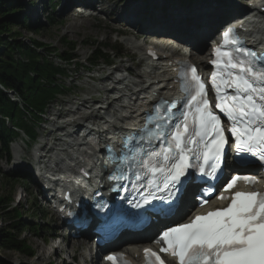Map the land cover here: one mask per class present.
<instances>
[{
  "label": "snow or ice",
  "instance_id": "snow-or-ice-1",
  "mask_svg": "<svg viewBox=\"0 0 264 264\" xmlns=\"http://www.w3.org/2000/svg\"><path fill=\"white\" fill-rule=\"evenodd\" d=\"M170 23L189 30L199 26L194 19ZM221 37L212 50L214 70L209 82L215 109L230 122V135L213 110L196 67L181 61L177 79L182 96L171 101L161 98L145 114L144 125L121 140L119 151L108 148L107 163L113 166L108 180H127L131 173L138 197L134 206L150 205L171 221L157 242L176 264H264V191H234L224 207L183 223L171 220L195 172L220 179L230 140H234L241 169L252 162L250 158L264 164V53L245 47L233 27L226 28ZM238 179L256 183L254 176L233 175L224 191L233 189ZM214 188L213 184L203 189L197 200L207 204L206 197ZM218 198L229 199L223 194ZM144 255L149 261L154 258L155 264H165L151 249H144ZM106 259L115 264L117 257Z\"/></svg>",
  "mask_w": 264,
  "mask_h": 264
},
{
  "label": "rangeland",
  "instance_id": "rangeland-1",
  "mask_svg": "<svg viewBox=\"0 0 264 264\" xmlns=\"http://www.w3.org/2000/svg\"><path fill=\"white\" fill-rule=\"evenodd\" d=\"M18 1L20 6L17 8H19L21 13L24 15L28 14L29 16H31V13L34 10L38 9L40 4L35 3L37 0H32L35 5L30 4L29 0ZM118 1L119 0H109L104 5L108 11H111L110 18L102 15L92 20L84 19L81 16L72 17L69 14V10L61 13L58 11L59 7H57L56 10L53 11V16L50 14V16H52V21H49L48 17L46 18L45 16H47V14L49 15L50 7L48 3H46V0H43L45 10L38 14L34 23V29H19L18 26L12 28L14 31L18 30L22 34L19 39L25 44H30V39H35L57 51H63L69 48L66 44V42H69L74 47L72 53L78 56V61L81 62L80 65L76 66L71 63L68 68L71 77H67V75L63 78L65 86L68 84L70 85L69 95L59 96L57 99L49 103L42 116H48L47 113L51 111L55 113L65 112L66 114L63 116H69L70 114H67V109L70 110L73 107L69 102L78 103L81 99H89V94L85 91L88 88L90 89L93 87V85L100 86V81H98L97 84H94V82L87 77L88 75H101L100 70L103 71V75L108 73L107 70L102 68V64L104 63L103 60L94 63L97 66L90 64L88 56L95 48L100 50L102 54L109 55L111 63L117 67H120L119 65L122 63L125 64V67H132L135 71H138V68L135 66L137 62V57L135 55L139 53L136 54L130 51L126 46V43L124 44L118 40L122 39V37L114 33L115 30H119L123 35L132 37L134 35L137 36L138 31V28L129 32L125 31V29L131 28L123 26V23L127 21V17L123 16L122 19L119 18L122 14L119 12V9L120 7H124L128 0H121L119 3ZM208 2L210 4L212 3L211 0ZM207 5L210 6L209 4ZM131 7L132 5H127V9L124 8V11L122 12H128ZM116 17L121 20L119 21V24ZM143 37L144 36H141L139 39ZM166 41L168 40L148 38V41H145V43H150L158 48L168 49L164 46L165 44L162 43ZM113 45H117L119 48L118 50L123 53L120 54L121 56L118 58L114 57V54L117 52ZM42 49L43 51H47V49H44L43 47ZM39 52L40 54L43 53L42 50H39ZM15 57L18 58L19 56L15 54ZM85 66L89 67V69H94V71L98 69L99 72L91 71L87 73L85 72V69H87ZM76 96L78 97L76 98ZM60 102L63 103L65 109L59 111L56 110V108H59ZM39 122L41 124L43 123V120L41 119ZM47 126V124H44V127ZM35 130L36 134L39 136L44 132L43 128L37 126L35 127ZM44 134L47 133L44 132ZM15 141L16 143H12L10 146L11 157L9 161H5L4 159L0 161V193L3 196L4 202H6V204L2 206V208H5V211H0V228L6 229L12 224L11 214H5V212L18 210L21 214L20 220L31 223L33 226H37L38 230L36 233H32L25 227V230L17 237V241L22 242L25 246L28 245L30 251L27 252V249H24L22 252L17 253L12 250L0 248V260L3 259L9 264H81V261H78V258H76V260H71L72 244L74 243H66L61 237H58L59 239L57 238L56 240L51 239L53 233H59L60 226H58L56 217L51 213L47 205L43 203L38 195L34 194L31 185H29L28 182H23L21 179L6 184L4 176H2L3 173L25 165V161L29 158L30 154V149H27L28 144L25 141L20 142L19 137L18 140ZM26 166L28 165L26 164Z\"/></svg>",
  "mask_w": 264,
  "mask_h": 264
},
{
  "label": "trees",
  "instance_id": "trees-1",
  "mask_svg": "<svg viewBox=\"0 0 264 264\" xmlns=\"http://www.w3.org/2000/svg\"><path fill=\"white\" fill-rule=\"evenodd\" d=\"M18 6V0H0V160L9 158V142L16 136L13 127L26 129L29 137L33 138V128L29 123L39 119L38 113L50 99L65 91L64 86L56 84L55 79L56 74H63L64 70L40 55L37 49L43 47L48 52L54 51L59 58L68 61L73 56L69 51L73 46L69 42H66L69 50L57 51L35 39H30V44L21 41L19 38L22 34L12 28L18 26L19 29L32 30L35 25L28 21V16L22 14ZM15 54L19 57H15ZM100 56L102 54L98 49L92 51V57L99 59ZM6 91L14 92L23 104V109L7 96ZM21 175L19 172H9L3 173L2 176L6 184H9L21 179ZM22 181H25V178H22ZM5 204L0 193V208ZM1 210L5 211V208ZM5 214H11L12 224L6 229L0 228V248L17 253L24 249L30 251V247L17 241V237L25 227L36 233L37 226L20 220L21 214L18 210L6 211ZM0 264L9 263L1 259Z\"/></svg>",
  "mask_w": 264,
  "mask_h": 264
},
{
  "label": "bare ground",
  "instance_id": "bare-ground-1",
  "mask_svg": "<svg viewBox=\"0 0 264 264\" xmlns=\"http://www.w3.org/2000/svg\"><path fill=\"white\" fill-rule=\"evenodd\" d=\"M121 5V4H120ZM127 5H132V7H135V9L133 8L132 9V11L129 13V17H130V22H132V21H134L133 19H135L136 17H137V14L139 13L138 11H140V3L138 2V1H134V0H129L127 3H126V5H125V7L127 6ZM210 5V4H209ZM259 7L260 6H264L263 4H259L258 5ZM123 8V7H122ZM120 12V11H119ZM117 13V12H116ZM170 16H172V17H170L168 20H167V23L168 24H170L171 25V30H172V33L174 34V36L175 37H180V36H182V38L184 37V35H186V33L188 32V31H192V30H189V29H187V28H184V27H181V26H177V25H174V24H172V23H170L171 21H174V20H192V19H198V20H200V21H202L203 19H199V17H197L196 15H193V17L194 18H188V17H180L178 14H174V15H170ZM120 18H121V16H120ZM197 20V21H198ZM255 20V19H254ZM135 22V21H134ZM146 23L147 24H150V22L148 21V20H146ZM168 27H170V26H168ZM263 27H264V20L263 19H260V20H255L254 21V23L250 26V28L251 29H263ZM191 32H189L188 33V36H187V39L188 40H191ZM151 37V36H150ZM155 38V37H154ZM135 38H128L126 41H127V43L129 44V48L130 49H132V50H135V51H138V52H143L144 53V51H145V48L143 49L142 48V45L140 44V42H136L135 40H134ZM142 53V54H143ZM145 59V58H144ZM120 67H123V66H125V64H122V63H120V65H119ZM129 69H131V68H129ZM162 70H160L159 72L160 73H162V74H165L166 73V69L165 68H161ZM134 73H140V72H136L135 70H132ZM124 73V72H123ZM110 74H112V73H110ZM105 76V75H104ZM118 76H121L122 77V79H126V77H124L125 75H123V74H119ZM108 81H110V77H109V79H108ZM127 81V80H126ZM129 81V80H128ZM127 81V82H128ZM137 87V86H136ZM88 101L87 100H83V102L81 103V105H80V107H84L85 106V104L87 103ZM98 130H99V128H97ZM73 145H76L77 147H79V149L81 150L83 147V145H82V143L79 141V142H74L73 144H71V147L73 146ZM87 145H89V144H86L85 145V147L84 148H87L88 146ZM80 150H75V151H73V154H76V155H81V151ZM73 154H71L70 153V155L72 156ZM73 157V156H72ZM72 163H74V162H72ZM58 234L59 233H53V236L51 237V239L52 240H56V237H58ZM59 239V238H58ZM51 240V241H52ZM81 241L78 239L77 241H75V242H71V244L72 243H80ZM69 243H70V241H69ZM61 249V248H60ZM59 252H61V251H59ZM134 252H130V254L132 255Z\"/></svg>",
  "mask_w": 264,
  "mask_h": 264
}]
</instances>
